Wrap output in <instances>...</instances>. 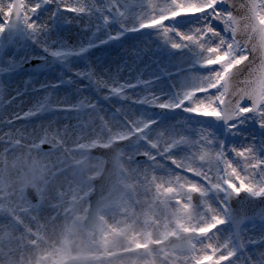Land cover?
<instances>
[{"label": "snow or ice", "instance_id": "1", "mask_svg": "<svg viewBox=\"0 0 264 264\" xmlns=\"http://www.w3.org/2000/svg\"><path fill=\"white\" fill-rule=\"evenodd\" d=\"M0 74V264H264V0H0Z\"/></svg>", "mask_w": 264, "mask_h": 264}, {"label": "rangeland", "instance_id": "2", "mask_svg": "<svg viewBox=\"0 0 264 264\" xmlns=\"http://www.w3.org/2000/svg\"><path fill=\"white\" fill-rule=\"evenodd\" d=\"M77 33V30L75 28H65L64 29V35L68 37H72ZM81 38L86 39L87 34H83ZM133 42L132 38H129L128 41H126L123 46L120 44H111L108 49L102 50V51H97L91 53L92 58H100L102 60H108V59H115L119 53L123 52L125 49H130L131 44ZM131 62V61H130ZM124 76L127 75V72L123 74ZM5 76L4 74H0V79H4ZM31 78L36 81L37 83L35 84L36 87H39V81L44 80L46 77L44 75H36V74H31ZM30 79V73L25 72L21 73L19 75H14L8 77V82L9 85L12 89L15 88H20L21 91L24 90V82ZM15 95V92L13 91L12 93ZM63 94H61L62 96ZM87 95V93H86ZM25 103L23 104V109L24 111H27L29 107H31V102L33 101V98L30 96H26L23 98ZM115 103V101L113 102ZM20 106L19 101H13L12 105L8 108H5L4 104H0V110L5 111L6 113H11L14 111L18 110V107ZM118 106V105H117ZM64 123H69V121H64ZM70 123H75V120L70 121ZM251 235V233H250ZM252 249H249V254L251 253Z\"/></svg>", "mask_w": 264, "mask_h": 264}, {"label": "water", "instance_id": "3", "mask_svg": "<svg viewBox=\"0 0 264 264\" xmlns=\"http://www.w3.org/2000/svg\"><path fill=\"white\" fill-rule=\"evenodd\" d=\"M35 65H32V66H26V67H34ZM95 155H102V153H100V152H97V153H95Z\"/></svg>", "mask_w": 264, "mask_h": 264}, {"label": "flooded vegetation", "instance_id": "4", "mask_svg": "<svg viewBox=\"0 0 264 264\" xmlns=\"http://www.w3.org/2000/svg\"><path fill=\"white\" fill-rule=\"evenodd\" d=\"M110 45H108V47H109ZM107 47V46H106ZM101 49H104V48H98V49H94L93 51H99V50H101Z\"/></svg>", "mask_w": 264, "mask_h": 264}]
</instances>
